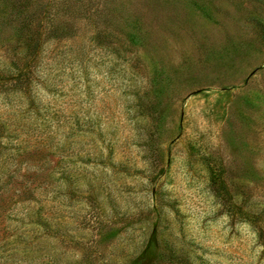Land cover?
<instances>
[{"label": "rangeland", "instance_id": "374dc122", "mask_svg": "<svg viewBox=\"0 0 264 264\" xmlns=\"http://www.w3.org/2000/svg\"><path fill=\"white\" fill-rule=\"evenodd\" d=\"M0 264H264V0H0Z\"/></svg>", "mask_w": 264, "mask_h": 264}]
</instances>
